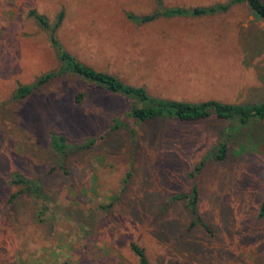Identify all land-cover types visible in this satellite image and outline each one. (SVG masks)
I'll use <instances>...</instances> for the list:
<instances>
[{"label": "rangeland", "instance_id": "1", "mask_svg": "<svg viewBox=\"0 0 264 264\" xmlns=\"http://www.w3.org/2000/svg\"><path fill=\"white\" fill-rule=\"evenodd\" d=\"M219 2L227 0L162 6ZM31 9L52 25L64 11L56 35L68 51L152 95L264 100L262 64L247 63L248 41L264 43V21L247 3L137 23L130 14L164 8L157 0H0V263L140 264L131 248L136 242L151 264H264V121L236 129L228 158L219 162L212 150L226 135L224 120H153L111 130V119L125 115L131 100L72 73L16 97L20 85L60 67ZM53 134L93 143L71 148L62 170ZM201 161L196 182L208 229L193 225L185 201L174 198L189 193V173ZM14 172L39 179L44 198L22 193ZM14 194L20 197L13 205Z\"/></svg>", "mask_w": 264, "mask_h": 264}, {"label": "trees", "instance_id": "2", "mask_svg": "<svg viewBox=\"0 0 264 264\" xmlns=\"http://www.w3.org/2000/svg\"><path fill=\"white\" fill-rule=\"evenodd\" d=\"M157 2L164 9H159L152 14L142 16L130 14L129 16L137 23H146L161 16L172 17L177 15L217 14L219 12L228 11L236 4L247 3L254 16L264 21V0H227V2L194 7H164L162 6L163 0H157ZM29 15L37 19L39 25L49 33L51 44L56 50L60 60V67L58 70L42 74L30 84L20 85L16 90V97L25 98L35 90L49 83L55 76L64 73H72L82 77L89 83V86L97 87L114 95H119L131 100L132 105L125 115H123V113L122 116L113 117L111 119V130H117L126 125L132 127L135 123L150 122L153 120H175L180 122H197L211 118L224 120L229 122L230 125L225 137L219 140L212 150V156L219 162L226 161L228 158L230 151L229 140L235 136L236 129L254 120L264 121V100L250 103L223 102L217 99L186 101L152 95L145 86L128 84L119 76L107 71L98 70L68 51L56 35L58 27L64 20V11L58 14L53 25L45 14L38 12L36 9H31ZM81 96L82 95H78L77 98L81 99ZM258 136L263 138L262 134ZM92 143L93 141L71 144L65 135L53 134L52 144L61 159L59 168L62 170L66 169V164H64L63 161L71 148H87L90 147ZM255 148H258V145ZM204 165L205 161H201L195 166L194 170L189 173V176L194 179L189 193H179L176 194L174 198L185 201L187 210L194 218L193 225L201 224L208 229V225L205 223L200 213L201 193L199 184L196 182V173L201 171ZM11 180L15 185L23 187L22 193L26 192L35 199L44 198L43 184L39 179L28 177L21 172H14L11 175ZM18 197H20V194H14L10 202L14 205ZM43 212L44 210H40L36 215L41 216ZM260 214L261 216L264 215V202L261 205ZM131 248L138 256L140 264H151L144 247L136 242H132ZM0 264L9 263L2 261ZM19 264H29V262L25 259L21 260Z\"/></svg>", "mask_w": 264, "mask_h": 264}, {"label": "crops", "instance_id": "3", "mask_svg": "<svg viewBox=\"0 0 264 264\" xmlns=\"http://www.w3.org/2000/svg\"><path fill=\"white\" fill-rule=\"evenodd\" d=\"M253 20H254V18H253ZM263 43V42H262ZM262 43H260V44H262ZM256 41L254 40V38L252 39V40H250V41H248V43H247V47H248V57H247V63H248V65H252V66H255L256 64L254 63L255 62V59H257V65L258 64H262V70L259 68L258 69V71L259 72H262V74H263V77H264V43H263V47H262V50H257V53H255V50H254V48L255 47H258V46H256ZM251 49H253L252 50V52L253 53H251ZM252 57V58H251ZM259 58H261L262 59V62H260V60H259ZM251 67V66H250Z\"/></svg>", "mask_w": 264, "mask_h": 264}]
</instances>
